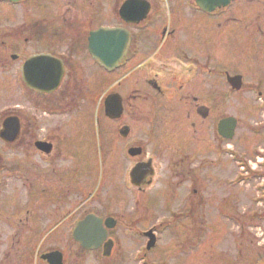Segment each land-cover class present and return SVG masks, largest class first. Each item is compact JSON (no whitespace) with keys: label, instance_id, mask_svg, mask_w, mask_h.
Masks as SVG:
<instances>
[{"label":"flooded vegetation","instance_id":"1","mask_svg":"<svg viewBox=\"0 0 264 264\" xmlns=\"http://www.w3.org/2000/svg\"><path fill=\"white\" fill-rule=\"evenodd\" d=\"M128 1L140 21L123 19ZM0 4V72L19 98L2 120L14 119L17 131L8 126L15 136L1 143L22 156L0 153V264H52L57 255L61 264L110 259L124 221L135 239L145 241L155 228L135 231L148 205L196 229L198 197L217 196L209 188L216 180L226 195L217 208L228 207L236 166L251 193L264 194V0H234L211 13L192 0ZM107 27L129 34L111 72L89 51L91 34ZM40 56L58 75L51 93L29 88L36 75L27 62ZM85 113L99 136L92 150L72 121ZM92 167L99 170L90 175L85 168ZM12 181L18 186L2 195ZM125 196L134 210L127 218ZM87 216L100 221L101 242H91L90 227L81 242L74 239Z\"/></svg>","mask_w":264,"mask_h":264},{"label":"rangeland","instance_id":"2","mask_svg":"<svg viewBox=\"0 0 264 264\" xmlns=\"http://www.w3.org/2000/svg\"><path fill=\"white\" fill-rule=\"evenodd\" d=\"M259 8L262 9L258 7V10ZM3 9L5 6L0 4V13ZM113 22L108 20L107 24L112 25ZM17 25L18 23H11L12 28ZM5 76L0 72V127L4 108L19 103L16 84L3 81ZM82 117V124L77 115L72 118L76 123V135H82L90 145L89 150H92V146L98 143V132L93 130V124H90L86 113ZM0 153H8L9 160L22 159L19 150L8 151L1 141ZM85 169L91 175L99 170V167ZM237 171L236 166L233 168V174L235 172L236 177H242ZM219 174V180H222L221 172L214 173V176ZM209 183L211 194L215 193L217 196L198 197V228L183 226L181 223H186V219L180 214L165 217L163 212L148 205L142 215L138 216V219H143L145 223H138L135 231L148 228L151 224L155 225L158 228L156 248L145 254V242L140 238H133L130 232L124 230L125 225L130 227L124 221L114 255L110 259H97L96 255H91L89 264H264V207L258 205L257 202L261 200L251 193L253 185L246 184L247 181L242 182L240 186L233 185V190L228 194V207L220 211L217 205L226 195H219L220 187L215 185L216 180ZM16 185L18 186V183L15 181L9 183L8 187L2 189V195L7 196L13 192ZM125 198L127 202L123 203L121 212L126 213L127 218L134 210L129 204L130 198ZM91 209L98 211L100 206L92 203ZM254 214L255 218L252 216ZM228 215L231 220H227ZM250 251L252 255H249Z\"/></svg>","mask_w":264,"mask_h":264},{"label":"water","instance_id":"3","mask_svg":"<svg viewBox=\"0 0 264 264\" xmlns=\"http://www.w3.org/2000/svg\"><path fill=\"white\" fill-rule=\"evenodd\" d=\"M12 1H15V0H12ZM194 1L196 2L197 6L200 9H202L203 11H207V12L211 13L216 8L228 6V4L232 0H194ZM123 9H124L123 10V14H124L123 19L125 21L131 22L132 21L131 16L137 14L135 9H134V3H132V2L125 3L123 6ZM142 16H143V14L138 16L137 20H135V21H138L139 19H141ZM127 42H128V36H127V33L125 31H121V30L117 31L115 29H107V30H103V32H96V33H93L91 35L90 42H89V51H90V54L92 55V57L100 59L104 64H106V67L108 70H112L115 67V65L117 64V62L119 61L123 50L127 47ZM40 61L46 63L44 65L42 64L43 69H40V72H41L40 77L42 78V81L37 80L35 77H33L32 80H34V82L39 86L30 85L31 82L29 80H28V84L31 87L36 88L37 90L47 91L46 89H51L57 84L58 75L56 77H54L53 69L50 66V64H48L46 62V60H40ZM36 64H37V62L35 60H31L29 62V67L27 69L30 72H34V73L36 72L38 74L39 69L35 66ZM39 65H40V63H38V66ZM49 80L51 81V83L47 82ZM232 121H228V123H230L229 127L231 130V133L234 129V122H232ZM9 125L15 126L14 123H12V121H5L3 124V127L6 128ZM8 134L12 135L11 133H8ZM0 135H1V138L8 141L6 138L7 134L5 133V131H2L0 133ZM93 222L94 221L92 220V217H88L84 221V223L78 225V227L76 228V230L74 232V237L77 241L81 242L82 239L85 238L83 236L84 235L83 231L86 229V227L92 226L91 224ZM89 231H90V237L92 238V241H91L92 243H98L99 241H101V239H104V237L101 235V233L93 230L92 227H91V230H89ZM83 243L84 242H82V244ZM154 243H155L154 237L151 236L150 242L147 245V249L148 250L151 249L154 246ZM83 246H85L87 249H96L99 247L98 244H95V246L83 244ZM111 247H112L111 243L104 247V256L105 257L110 256Z\"/></svg>","mask_w":264,"mask_h":264}]
</instances>
